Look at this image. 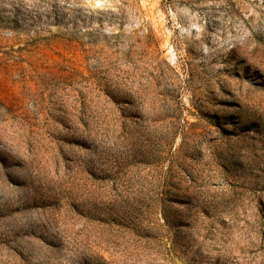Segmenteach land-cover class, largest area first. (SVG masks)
<instances>
[{"label":"rangeland","instance_id":"obj_1","mask_svg":"<svg viewBox=\"0 0 264 264\" xmlns=\"http://www.w3.org/2000/svg\"><path fill=\"white\" fill-rule=\"evenodd\" d=\"M0 264H264V0H0Z\"/></svg>","mask_w":264,"mask_h":264}]
</instances>
